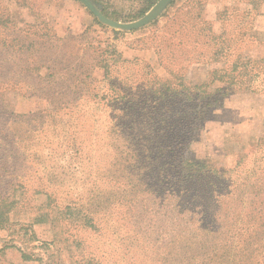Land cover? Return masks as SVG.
Here are the masks:
<instances>
[{
  "label": "rangeland",
  "instance_id": "rangeland-1",
  "mask_svg": "<svg viewBox=\"0 0 264 264\" xmlns=\"http://www.w3.org/2000/svg\"><path fill=\"white\" fill-rule=\"evenodd\" d=\"M26 1L33 13L0 0V172H13L17 186L0 187V193L17 201L9 221L0 225V264H253L240 251L225 217L216 222L223 228L220 233L193 237L182 231L173 205L163 203L158 182L147 179L144 184L146 171L138 170H144L143 158L132 156L129 147L127 123L133 118H127L125 103L101 99L109 88L104 64L119 83L127 82L130 68L140 77L145 63L167 78L156 44L168 17L200 0H172L158 18L131 31L103 24L79 0ZM94 1L107 16L131 22L145 0ZM225 7L252 8L247 1L208 0L206 15L218 33L223 25L217 13ZM259 16L254 20L256 43L245 56L256 57L261 49ZM26 37L40 41L23 52L1 47L28 44ZM62 51L91 67L95 79L91 86L75 87L83 97L71 103L55 96V91L68 90V68L59 62ZM86 65L71 72H85ZM187 78L209 81L206 67L199 64L190 66ZM263 135L264 91L230 89L203 123L192 144L194 156L229 169Z\"/></svg>",
  "mask_w": 264,
  "mask_h": 264
},
{
  "label": "trees",
  "instance_id": "trees-1",
  "mask_svg": "<svg viewBox=\"0 0 264 264\" xmlns=\"http://www.w3.org/2000/svg\"><path fill=\"white\" fill-rule=\"evenodd\" d=\"M157 1L145 0L132 19L145 15ZM207 1L195 2L191 8H179L168 17V28L156 44V53L168 73L167 78H162L145 63L142 68L145 72L140 77L130 68L127 69L130 72L127 82L119 83L118 76L110 74V66L104 64L109 88L103 91L101 99L116 105L125 103L127 118H133L127 123V129H131L127 136L129 147L132 156L143 158L140 165L144 170H138L146 171L144 184L147 179L158 182L156 187L162 190L163 203L168 207L173 205L182 231L193 232V237L220 233L223 228L216 222L225 217L227 227L238 237L244 257L253 264H264V135L250 154L242 155L229 169H220L208 160L196 158L192 147L203 123L210 119L212 109L221 105L227 90L264 91V57L244 54L256 43L254 20L261 14L264 0H240V3L247 1L252 8L225 7L218 11L217 18L223 25L220 33L207 18ZM16 2L33 10L26 0ZM12 14L16 15V11ZM24 40L28 44L7 42L1 47L9 53L23 52L26 45L35 47L40 41L28 37ZM61 56L63 59L59 62L69 71L68 90L55 91V96L62 100L68 98L71 103L72 98L83 97V92L74 88L81 87L84 82L91 86L95 79L91 76V67L86 64L85 72L72 73L85 65L63 51ZM127 63L137 64L136 60H127ZM194 64L206 67L208 82L188 80L187 72ZM137 70L141 72L140 68ZM50 75L56 78L55 73ZM37 78L42 76L37 75ZM217 82L220 85L211 91V86ZM67 109L70 110V106ZM14 176L13 172H0V187H14ZM147 183L150 186V182ZM15 202L12 194L0 193L1 226L9 221L8 215ZM195 240L203 242L201 238ZM23 258L28 259L27 254L23 253Z\"/></svg>",
  "mask_w": 264,
  "mask_h": 264
},
{
  "label": "water",
  "instance_id": "water-1",
  "mask_svg": "<svg viewBox=\"0 0 264 264\" xmlns=\"http://www.w3.org/2000/svg\"><path fill=\"white\" fill-rule=\"evenodd\" d=\"M82 2L103 24L116 29V30H137L140 29L156 18H158L171 4L172 0H158L154 6L142 17L131 22H122L116 19H113L102 11V5L96 3L94 0H79Z\"/></svg>",
  "mask_w": 264,
  "mask_h": 264
},
{
  "label": "crops",
  "instance_id": "crops-1",
  "mask_svg": "<svg viewBox=\"0 0 264 264\" xmlns=\"http://www.w3.org/2000/svg\"><path fill=\"white\" fill-rule=\"evenodd\" d=\"M219 4H221V2H219ZM225 4H227L225 2ZM11 6L12 8H27V7H21L17 4L16 0H12V3H11ZM12 11H15L14 9ZM17 13V11H16ZM259 19L257 20V22L259 23V25L263 26L264 27V4L262 5L261 7V14L260 16L258 17ZM19 22H21V20L17 17L16 18ZM261 49H259L258 53L256 56H259V57H264V36L261 38Z\"/></svg>",
  "mask_w": 264,
  "mask_h": 264
}]
</instances>
